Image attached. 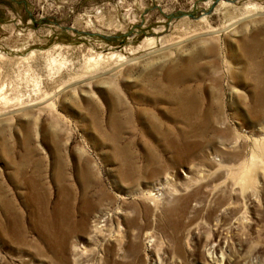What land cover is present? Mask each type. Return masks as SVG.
Returning <instances> with one entry per match:
<instances>
[{
	"label": "rangeland",
	"instance_id": "1",
	"mask_svg": "<svg viewBox=\"0 0 264 264\" xmlns=\"http://www.w3.org/2000/svg\"><path fill=\"white\" fill-rule=\"evenodd\" d=\"M215 1L0 0V264H264V0Z\"/></svg>",
	"mask_w": 264,
	"mask_h": 264
},
{
	"label": "water",
	"instance_id": "2",
	"mask_svg": "<svg viewBox=\"0 0 264 264\" xmlns=\"http://www.w3.org/2000/svg\"><path fill=\"white\" fill-rule=\"evenodd\" d=\"M220 0H216L215 2H214V4H213V7L219 2ZM227 1H235V0H227ZM212 9L213 8H211L209 11H205L204 13H199V15L201 16V15H203V14H209L210 12H212Z\"/></svg>",
	"mask_w": 264,
	"mask_h": 264
},
{
	"label": "bare ground",
	"instance_id": "3",
	"mask_svg": "<svg viewBox=\"0 0 264 264\" xmlns=\"http://www.w3.org/2000/svg\"><path fill=\"white\" fill-rule=\"evenodd\" d=\"M227 1V0H226ZM201 18H206V15L205 14H203L202 16H201ZM152 38H154V37H149V39H152ZM114 54V53H113ZM120 57H123V55H121V54H118ZM5 57V55L4 54H2V53H0V58H4Z\"/></svg>",
	"mask_w": 264,
	"mask_h": 264
}]
</instances>
